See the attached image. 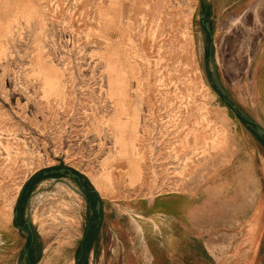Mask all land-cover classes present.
<instances>
[{
	"label": "rangeland",
	"instance_id": "1",
	"mask_svg": "<svg viewBox=\"0 0 264 264\" xmlns=\"http://www.w3.org/2000/svg\"><path fill=\"white\" fill-rule=\"evenodd\" d=\"M204 1L0 0V264H30L31 192L57 177L80 189L36 175L56 167L97 196L87 204L58 183L32 197L31 264H264L263 188L246 193L238 220L203 227V160L227 133L208 113L223 99L201 9L234 100L253 51L250 2Z\"/></svg>",
	"mask_w": 264,
	"mask_h": 264
},
{
	"label": "crops",
	"instance_id": "2",
	"mask_svg": "<svg viewBox=\"0 0 264 264\" xmlns=\"http://www.w3.org/2000/svg\"><path fill=\"white\" fill-rule=\"evenodd\" d=\"M223 1L226 4L223 8L227 10L241 0ZM248 1L251 4L249 12L253 15L249 39L253 46L248 68L250 85L248 92L235 101L264 128V0ZM208 113L210 119L225 130L227 140L222 151L203 160V227L205 225L206 233L212 226L226 227L235 218L238 220L240 207L249 206L246 193L264 189V140L223 100L211 102ZM148 207L156 208L157 204ZM14 219L11 218L10 223ZM0 238H3L2 233ZM203 245L211 255L204 241Z\"/></svg>",
	"mask_w": 264,
	"mask_h": 264
},
{
	"label": "water",
	"instance_id": "3",
	"mask_svg": "<svg viewBox=\"0 0 264 264\" xmlns=\"http://www.w3.org/2000/svg\"><path fill=\"white\" fill-rule=\"evenodd\" d=\"M203 5L205 6V1L201 0ZM201 22L203 24L204 29L202 30V42L204 47L208 46L209 48V55L207 57L208 62L210 64V69H209V76H210V84L214 86L215 90L219 93V95L222 97L223 101L241 118L245 121L247 127L252 130L259 138L264 140V128L258 126L250 117L249 115L245 112V110L232 98V96L229 94L227 89L224 87L219 73L217 69V64L215 61V57L212 54V44L207 42V37H211V27H210V21L206 17L205 13V8L203 7L201 9V14H200ZM44 176L48 175H64L69 178L76 179L79 182H83L84 178H80L77 173L73 172L70 168H58V169H51L49 171H44L43 172ZM58 183H63L67 185L69 188L77 192L82 196L84 201L88 203V198L86 195V189L84 185L80 186V189L75 188L69 181H67L65 178L62 177H57L53 179V182L44 188H37L33 192L30 193L27 201H26V211H25V216L26 220L24 222V227L27 228L28 232L31 233V214H32V207H31V200L32 197L39 194L41 191H48L51 190L56 184ZM93 192L97 193L96 189L92 190ZM90 206V205H89ZM101 208V201L97 200L95 204V210L97 213H99ZM18 211L16 210L14 212V216L17 217ZM18 228H22V226H18ZM29 257V248L25 249L24 252V258Z\"/></svg>",
	"mask_w": 264,
	"mask_h": 264
},
{
	"label": "trees",
	"instance_id": "4",
	"mask_svg": "<svg viewBox=\"0 0 264 264\" xmlns=\"http://www.w3.org/2000/svg\"><path fill=\"white\" fill-rule=\"evenodd\" d=\"M58 168H60V167H58ZM57 167L56 168H54V169H58ZM73 172H75V173H77L78 174V176L80 177V178H84L81 174H79L78 172H76V171H74V170H72ZM42 175V176H44L43 175V172H39V173H37L36 175ZM84 185H85V189H87L88 191H90L91 193H93V194H95L96 196H97V193H95V192H93L92 190H93V188L90 186V184L87 182V180L84 178ZM98 200V199H97ZM96 200V201H97ZM88 201L90 202V199L88 198ZM96 201H95V203H94V206H95V204H96ZM98 215L100 216V212L98 213ZM28 248H29V263L31 264V263H33L34 261H37L38 259H39V257H40V245H39V243L36 241V238H35V236H34V232L32 231L31 232V236H30V242H29V244H28ZM83 249V248H82ZM33 254H34V256H33ZM33 256V257H32ZM31 257L32 258H34L35 260L34 261H31ZM81 260H83V263H85L84 262V258H82Z\"/></svg>",
	"mask_w": 264,
	"mask_h": 264
},
{
	"label": "flooded vegetation",
	"instance_id": "5",
	"mask_svg": "<svg viewBox=\"0 0 264 264\" xmlns=\"http://www.w3.org/2000/svg\"><path fill=\"white\" fill-rule=\"evenodd\" d=\"M202 27H203V24H202ZM203 29H204V27H203ZM206 48H208V46H206ZM82 183H83V182H81V185H83ZM84 186H85V185H84ZM86 195H87V198L91 195V192L88 191L87 189H86Z\"/></svg>",
	"mask_w": 264,
	"mask_h": 264
}]
</instances>
